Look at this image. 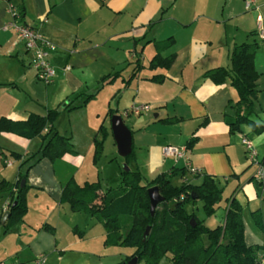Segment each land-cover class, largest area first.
<instances>
[{"label": "crops", "instance_id": "1", "mask_svg": "<svg viewBox=\"0 0 264 264\" xmlns=\"http://www.w3.org/2000/svg\"><path fill=\"white\" fill-rule=\"evenodd\" d=\"M245 1L0 0V117L26 120L30 114L43 116L54 110L57 116L52 127L69 137L72 149L54 160L37 159L49 125L31 139L0 133V207L16 198L14 184L26 174V211L8 227L0 226L1 263L33 264L39 254L44 256L43 264L57 259L62 263L67 251L81 253L72 249L76 234L84 235L95 218L70 210L68 203L60 200L61 192L69 181L79 186L94 181L88 179L87 161L96 168L102 160L112 100L117 110L133 103L151 106L149 112L134 116L140 118L127 124L134 151L130 170H142L148 176L172 170L178 173L183 168L182 177L177 176L193 184H199L204 174L229 178L244 170L245 151L239 135L248 136L246 130L251 128L241 123L239 130L230 131L228 123L234 119L238 93L229 76L211 74L217 68L230 69L235 46L256 44L253 67L258 73L257 91L249 118L264 123V115L258 114L264 113V40L256 33V16L264 19V0H253L250 9L245 8ZM8 2L19 10L21 22L37 28L58 48L50 55L56 76L48 85L35 78L23 43L11 29L2 28L10 19ZM156 55L172 60L167 66L160 62L151 65ZM136 60L140 68L134 71ZM65 65L69 69L64 70ZM115 71L119 75L113 81L101 83ZM90 94L93 97L82 105ZM101 125L107 137L94 161V138L101 139ZM191 138L195 142L186 152V163L197 169V174L188 172L183 159L174 161L162 154L163 146H184ZM257 152L258 159L264 160V153ZM97 169L95 181L102 193L106 188ZM32 207L34 213L28 215ZM241 218L246 244H264L242 211ZM59 227L72 236L61 242ZM100 229V236L85 240L101 239L106 249V231ZM57 248L58 254L54 253Z\"/></svg>", "mask_w": 264, "mask_h": 264}, {"label": "trees", "instance_id": "2", "mask_svg": "<svg viewBox=\"0 0 264 264\" xmlns=\"http://www.w3.org/2000/svg\"><path fill=\"white\" fill-rule=\"evenodd\" d=\"M255 48L256 44L253 43L235 46L232 49L230 69L217 68L211 74L214 77V73H221L219 78L229 76L231 85L237 90L238 100L233 105L234 119L228 123L231 132L239 130L241 123L248 124L253 130H264V123L254 122L249 118V115L254 113V98L257 91L258 73L253 67ZM158 58L157 55L154 56L150 64L160 62L167 66L172 60V57H168L159 58L157 61ZM135 64L134 71H137L140 68L138 60ZM117 75L118 71L108 74L102 78L101 83L111 82ZM134 75L132 72L131 76ZM92 97L93 94L85 96L82 105ZM114 113L115 111L108 110L109 116ZM56 116V111L49 110L43 116L30 114L26 120L0 117V133L9 132L31 139L40 135L49 125V129L42 136L44 143L37 159L46 157L54 160L64 152L72 151L69 137L60 135L52 127ZM98 131L102 139L94 138V161L99 157L103 139L107 134L106 128L102 125ZM194 142L195 138H191L185 147L190 149ZM19 157L18 154L15 155V158ZM129 159H134L133 149L126 156V160ZM178 171L182 177L184 169L180 168ZM121 173L119 188L105 189L102 193L98 181L85 182L81 186L69 181L62 189L60 200L67 202L72 211H82L97 217L106 231L104 242L106 245L121 243L133 247L134 251L127 260L136 257L137 262L143 260L144 264H160L163 258L165 259L162 264H258L260 253L264 252V244H246L241 206L233 195L227 199L223 221L215 227H208L204 223L205 219H200L185 209L186 202L200 200L207 217L215 213L222 196V188L213 176L204 174L199 184L182 182L180 186H173L171 178L178 174L176 170L169 174L160 173L146 183H141L142 175L137 170L129 169L127 172L122 170ZM21 180H24L22 186ZM25 180L26 174H23L14 184L17 195L9 202V215L3 225L8 226L16 222L26 211ZM153 185L158 186L164 201L158 204L160 209L155 208L151 215L147 188ZM261 199L264 200V194L261 195ZM15 201L16 204L13 205ZM252 215L256 224L264 231V212L254 211ZM191 218L193 222H190ZM147 226L149 231L143 238ZM123 227L124 232L119 233Z\"/></svg>", "mask_w": 264, "mask_h": 264}, {"label": "rangeland", "instance_id": "3", "mask_svg": "<svg viewBox=\"0 0 264 264\" xmlns=\"http://www.w3.org/2000/svg\"><path fill=\"white\" fill-rule=\"evenodd\" d=\"M112 101L113 103H111L110 107L113 110H117L115 100ZM128 108L129 106L124 109L123 107L119 106L118 110L116 111L122 117L123 121L126 120L125 125L127 127V124H130L131 121L140 118L134 117L133 114L129 113ZM258 114L264 115V113L260 111L258 112ZM109 119L110 117L107 119L106 122V124H108V139L105 143V151L103 153L101 162H99L96 168H98L97 170L98 172H100V181L103 182V188L117 189L120 186L119 184L122 176L121 172L122 170H124V166L126 165L128 168H130L131 166L129 165H131V161L133 159L126 160V157L120 156L118 154L117 147L110 129ZM64 124H66V121H64ZM243 125L251 128L246 124ZM246 132H248V136L246 137L251 140V142L254 144V147L259 151V153H264V133L259 134L257 132L252 131L251 129H247ZM6 154L10 157H13L11 150H7ZM243 158L245 162L243 166L244 170L240 174L236 176H230L229 178H225L223 176L215 177V181L222 188V196L217 204L216 211L212 216L207 217L205 215L202 209V202L200 200H196L195 202H186L184 204V207L187 212L195 214L200 219H205L204 223L208 227H215L217 224L223 221L224 208L227 204V199L230 195H233V197H235V199L241 206L242 215L244 216L245 220L249 222V224L251 223V227L256 233L257 237L260 236L261 238H264V231L259 228L252 215V212L254 211L264 212V200L261 199V195L264 194V182H260L254 178L256 166L249 161V158L246 153L245 157ZM92 163L90 161H87L86 167H88V169L90 170L89 172H91V175L88 179L90 181H95L97 180L95 171L96 168L92 166ZM141 175V183H146L147 181H150L157 176V174H148V176H146V174L142 170ZM177 175L171 178V184L173 186H180L182 184L181 178ZM201 180L202 179H199V183L201 182ZM1 203L2 199L0 200V204ZM158 209H160L159 205H157L156 207V210ZM33 211L34 210L32 207L28 215L30 213L33 214ZM88 215L93 216L95 219H93V221H91V225L86 228L84 235L76 234L78 240L76 239L77 243L72 247L73 250H80L81 253L67 251L64 262L59 263L57 259L54 260L53 264H127V257L133 253V247L124 246L121 243H116L108 245L105 249V246L101 239H95L93 241L85 240V238L88 237L100 236V228H104L102 222L97 217L91 214ZM50 225L53 226L54 224L50 222ZM0 226L8 227L7 225L1 224ZM123 232L124 227L121 228L119 233ZM58 235L60 236V241L62 242L64 238L72 236V233L67 232L63 227H59ZM58 251L59 249L57 248L54 253L58 254ZM48 255H50V253H48L46 256ZM164 259L165 258L161 260L160 264L163 263ZM137 264H144V262L143 260H139Z\"/></svg>", "mask_w": 264, "mask_h": 264}, {"label": "built area", "instance_id": "4", "mask_svg": "<svg viewBox=\"0 0 264 264\" xmlns=\"http://www.w3.org/2000/svg\"><path fill=\"white\" fill-rule=\"evenodd\" d=\"M253 0L245 1V8L250 9ZM7 12L10 15V19L3 25V29H11L16 36L18 41H21L24 45L25 50L29 53V66L33 69L35 73V78L45 84H50L56 76V67L50 61L51 53L58 50V48L48 41L41 32L24 22L20 21L21 14L17 7L8 2ZM256 33L258 37L264 40V19L258 14L256 16ZM64 70L69 69L68 65L63 67ZM150 111V105L146 103H133L129 106L128 112L134 116H139ZM241 144L245 153L247 154L249 161L256 166V171L254 173V178L260 182H264V160L258 159V152L254 147L253 143L245 135L241 136ZM187 148L184 146L175 145H165L162 147V154L164 157H171L174 161L183 159L185 161V166L190 174H197L198 170L187 165L186 152ZM182 182H186L183 179ZM9 202L7 205H2L0 207V218L3 216L4 212L9 208ZM44 256L42 254L37 255L33 264H43ZM0 264H4L1 263ZM14 264H24L22 262H16ZM258 264H264V252L260 253L258 257Z\"/></svg>", "mask_w": 264, "mask_h": 264}, {"label": "water", "instance_id": "5", "mask_svg": "<svg viewBox=\"0 0 264 264\" xmlns=\"http://www.w3.org/2000/svg\"><path fill=\"white\" fill-rule=\"evenodd\" d=\"M110 123V129L113 135V139L116 143L117 151L120 156L126 157L128 156L132 151V136L131 131L129 128L125 125L122 117L119 114H113L110 116L109 119ZM129 168L125 165L124 171H128ZM24 183V180H21L20 186H22ZM147 195L149 199V211L152 215L156 206L164 201V196L161 195L158 186L153 185L147 188ZM16 204V201L13 203V205ZM9 215V211H5L3 216L1 217V223H4V221L7 219ZM190 222H193V218L190 219ZM149 226L146 227L143 238H145L148 234ZM127 264H137L136 257H132L127 261Z\"/></svg>", "mask_w": 264, "mask_h": 264}]
</instances>
